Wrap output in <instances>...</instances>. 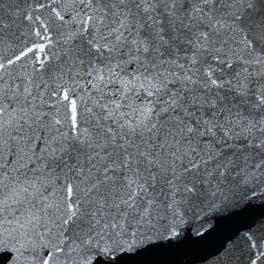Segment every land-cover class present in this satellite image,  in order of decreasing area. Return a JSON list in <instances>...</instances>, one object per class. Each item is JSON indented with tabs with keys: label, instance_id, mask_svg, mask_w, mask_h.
I'll use <instances>...</instances> for the list:
<instances>
[{
	"label": "snow or ice",
	"instance_id": "snow-or-ice-1",
	"mask_svg": "<svg viewBox=\"0 0 264 264\" xmlns=\"http://www.w3.org/2000/svg\"><path fill=\"white\" fill-rule=\"evenodd\" d=\"M179 248L264 264V0H0V264Z\"/></svg>",
	"mask_w": 264,
	"mask_h": 264
},
{
	"label": "water",
	"instance_id": "water-1",
	"mask_svg": "<svg viewBox=\"0 0 264 264\" xmlns=\"http://www.w3.org/2000/svg\"><path fill=\"white\" fill-rule=\"evenodd\" d=\"M261 210L262 209L260 208L253 209L255 212H259ZM212 223L216 224L217 221L213 220ZM219 223L225 228L238 226L236 222L232 220H221ZM202 254L203 253L197 249L179 248L174 251L160 253L156 256V259H158L161 264H195V261L200 259ZM211 261L212 257L209 256L206 261H201L200 264H211Z\"/></svg>",
	"mask_w": 264,
	"mask_h": 264
}]
</instances>
